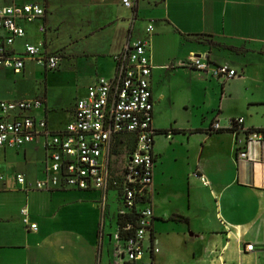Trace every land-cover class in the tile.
<instances>
[{
  "label": "crops",
  "instance_id": "obj_1",
  "mask_svg": "<svg viewBox=\"0 0 264 264\" xmlns=\"http://www.w3.org/2000/svg\"><path fill=\"white\" fill-rule=\"evenodd\" d=\"M133 2L132 13L124 0H0V5H42L43 17L21 20L26 35L14 48L22 52L26 42L37 43L26 26V20H33L49 52L61 53L63 59L74 50L77 64L95 60L90 84L110 67L112 73L105 77H113L115 55L127 43L144 38L153 24L156 161L150 198L144 204L154 210L150 238L160 247L152 264H264V141L253 143L249 159H239L244 147L239 139L244 142L248 134L235 133L230 123L244 118L246 130L264 129V0ZM57 35L63 41L51 48ZM193 55L210 60L212 67L228 65L239 75L223 81L209 71L172 66ZM43 99V109L34 114L46 118L52 130L64 129L77 100L67 108L69 120L53 127V109L47 96ZM46 143L41 136L20 148L0 147L23 157L17 168L1 163L9 176L0 178V264H112L113 248L104 256L110 204L98 233L64 212L67 203L93 193L101 207V191L28 189L9 178L18 173L32 182L44 178ZM30 149L41 150V160L30 162ZM25 217L38 229H30ZM248 243L255 244L253 251L246 249ZM150 261L146 253L139 264Z\"/></svg>",
  "mask_w": 264,
  "mask_h": 264
},
{
  "label": "built area",
  "instance_id": "obj_2",
  "mask_svg": "<svg viewBox=\"0 0 264 264\" xmlns=\"http://www.w3.org/2000/svg\"><path fill=\"white\" fill-rule=\"evenodd\" d=\"M124 3L135 6L133 0H124ZM44 15L45 8L39 3L0 5V69L24 70L28 59L47 70L60 67L62 55L49 52L45 43L26 42L22 52L14 48L16 40L26 35L21 20ZM154 29L150 23L144 38L127 43L115 55L116 74L100 76L89 86L87 93L77 99L73 118L64 129L54 131L46 118L34 114L43 109V98L0 99V147L20 148L41 136L47 139L46 176L32 182L18 173L20 184L28 189L101 191L104 215L109 207L110 191H118L120 207L116 232L111 235L112 264H139L146 253L151 260L147 264H152L154 255L160 251L150 238L154 210L150 205L144 206L150 198L156 161L151 54ZM41 30L46 31V25ZM172 66L209 71L223 81L239 75L236 69L225 64L212 67L210 60L198 55ZM243 122L244 118L230 121L235 133L247 132L244 142L239 139V144L244 145L239 159H249L253 143L264 141V132L246 130ZM219 126V122L215 123L216 128ZM129 139L136 141L131 152ZM120 158L125 159L122 166ZM28 212L23 209L24 214ZM121 219L126 220L125 224L120 223ZM24 221L30 229H38V224L28 217ZM246 249L253 251L255 244L248 243Z\"/></svg>",
  "mask_w": 264,
  "mask_h": 264
},
{
  "label": "rangeland",
  "instance_id": "obj_3",
  "mask_svg": "<svg viewBox=\"0 0 264 264\" xmlns=\"http://www.w3.org/2000/svg\"><path fill=\"white\" fill-rule=\"evenodd\" d=\"M127 9L129 13H132L131 8L128 7ZM33 23V20H26V26L29 31L28 36H34L37 44H39L44 37L38 32L35 24ZM63 36H61V39ZM50 37L51 36L49 35V38ZM57 37L58 35L54 36L55 41L50 44L51 48L54 46L58 47V45L63 41H60ZM77 46L78 45L75 44L73 47L77 48ZM71 51L72 53L70 56L65 55L62 59L60 67L55 70H46L44 66L37 64L33 60L28 62L27 69L25 71H6L4 69H0V97L12 99L16 97L27 98L38 96L43 98L47 96L49 106L53 109L50 115L51 125L56 127L60 124V122L65 124L70 117L67 108L73 106L77 98L81 97L82 94L88 90L92 81L91 76L93 74H91V72L94 70L96 71V68L93 69L94 65L92 64L95 60L88 58L89 63L77 64L75 61L78 60V56L73 53L74 50ZM107 61L112 65L110 59H107ZM111 73V67L109 68V72H100L101 75L105 76H110ZM42 156L43 152L41 150H28V160L30 162L34 159L41 160ZM22 158V156L19 157L13 150H8L6 153L0 149V177L2 175L5 177L9 176L6 171V167L1 166V163H7L8 165H13L17 168L20 167V164L23 165ZM124 160V158H120L119 164L121 166L123 164L121 162H124ZM16 175H10L9 178L12 181H15L17 180ZM97 196L98 195L94 193L92 195L80 196L75 199L78 200V202L70 205L67 203V206L64 208L65 214L70 218L74 217V220L77 221L78 225H85L86 229L95 233L100 231L102 216L104 215L102 212V206L98 207V204L95 203ZM109 204L111 207L105 231V257L111 255L108 253L109 247L112 252L113 245L112 242H110V234H114L116 232V221L114 218L117 216L120 207L119 194L115 189L110 191Z\"/></svg>",
  "mask_w": 264,
  "mask_h": 264
},
{
  "label": "trees",
  "instance_id": "obj_4",
  "mask_svg": "<svg viewBox=\"0 0 264 264\" xmlns=\"http://www.w3.org/2000/svg\"><path fill=\"white\" fill-rule=\"evenodd\" d=\"M146 32H147V30H146ZM231 130L235 131L234 128H231ZM252 130H257V131L264 132V129H252ZM164 132H169V130H164ZM135 145H136L135 139H129V141H128V147H129V149L128 150L130 152L133 151L134 148H135ZM182 220H186V218L185 217H182ZM125 222H126V220H124V219H121V221H120V223H122V224H125Z\"/></svg>",
  "mask_w": 264,
  "mask_h": 264
}]
</instances>
